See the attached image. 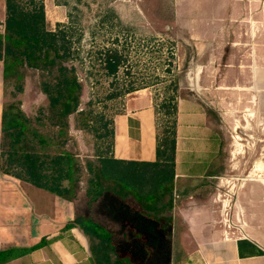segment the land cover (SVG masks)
Masks as SVG:
<instances>
[{
  "label": "rangeland",
  "instance_id": "1",
  "mask_svg": "<svg viewBox=\"0 0 264 264\" xmlns=\"http://www.w3.org/2000/svg\"><path fill=\"white\" fill-rule=\"evenodd\" d=\"M19 1L22 6L31 7V0ZM34 1L44 6L46 29L54 32L57 25H60L59 30L65 32V42L70 48L68 64L76 67L77 75L83 84L79 111H92L94 116L102 115L112 121L116 115L123 113L127 100L134 96L148 98L153 108L170 97H175L177 101L180 98H189L191 93L186 78L196 62L205 63L213 54L209 45L216 42L217 46L223 47L222 44L233 42L239 32L241 44L249 46L252 41L249 38L251 27L254 29L256 24H260L246 23L245 17L241 19V24H237L229 21L226 11H222L227 8L231 11L239 10L238 3H241V8L249 6L248 0ZM256 1L257 7H264V0ZM214 19L218 20L213 21ZM263 29L262 26L255 28L257 33ZM113 48H117L126 58L128 74L125 69H121L115 78H105L95 62L96 53ZM197 51L200 53L198 56ZM231 59L237 62L238 57ZM245 62L248 63L247 60ZM22 73L23 91L15 93L14 84L7 82L3 104L19 102L22 112L32 121L44 118L39 124L34 122V127L43 134L53 135L57 128L52 127L46 120L48 101L40 90V83L47 78L46 73L27 68H24ZM225 82L231 84L230 80H224L223 83ZM130 84L133 87L146 88L117 99L106 100L109 94L118 93ZM241 84H245L243 80ZM220 85L219 82L215 88ZM255 90L257 89H252V93L247 91L246 97H241L243 92L240 90L229 94L214 92L209 100L214 107L210 113L215 131L221 139L225 138V142L221 144L217 155L215 176L207 187H241L240 194L237 190H232L229 194L223 189L221 196L226 198L230 195V209L233 214L236 211L234 204L240 196L241 226L246 229H251L252 224L245 223L243 219L249 218L251 221L253 213L264 209V92L257 91L258 93L254 94ZM89 101L92 105L87 107ZM155 119L159 127L158 132L166 131L169 118L164 112L155 116ZM68 122L69 138L65 145L67 152L84 162L92 161L96 155L107 151L111 140L105 133L109 128L97 132L83 130L79 127L76 115L70 116ZM92 122L89 121V125L99 129L100 122ZM234 139L237 143H233ZM86 177L87 175L82 177L79 183L83 184ZM118 211L120 214L117 222L108 227L117 250L109 251L112 264H115V261L123 264L173 262L175 257L169 255V251L175 245L179 247L177 242L174 239L166 242L155 232L156 225L141 220L144 210L139 204L129 200L127 205ZM125 212L133 218L136 231L144 234L148 245L153 248L154 254L150 263L145 259L142 250L143 240H135L129 226L121 222L125 219L121 214ZM171 216L173 217V209ZM180 228L184 230L185 224ZM169 232L170 235L174 233L172 225ZM125 234L130 238L126 239ZM125 253H130V256Z\"/></svg>",
  "mask_w": 264,
  "mask_h": 264
},
{
  "label": "crops",
  "instance_id": "2",
  "mask_svg": "<svg viewBox=\"0 0 264 264\" xmlns=\"http://www.w3.org/2000/svg\"><path fill=\"white\" fill-rule=\"evenodd\" d=\"M248 2L250 5L242 8L238 3L239 10L227 8L222 11H226L229 21L241 24L245 17L244 22L260 23L255 28H264V7H257L256 0ZM5 9V0H0L1 34ZM255 28L251 27L249 46L241 44L239 32L233 42L224 43L223 47L217 46L216 42L209 45L213 54L205 63L196 62L186 78L191 96L177 101L173 190L158 205L170 204L171 209L157 215H148L144 211L141 215V220L156 225L155 232L159 237L168 243L171 239L177 242L179 247L175 245L169 251V255L175 257L170 264H264V209L253 213L251 221L243 219L252 224L251 229H246L241 226L240 196L234 204V214L230 209V195L221 196L223 189L229 194L232 190L240 194L241 187H207L215 176L217 155L225 142V138L221 139L215 131L210 113L214 107L209 100L219 91L229 94L240 90L243 92L241 97H246L247 91L252 93V89H257L254 94L264 92V29L257 33ZM232 57H238L237 62ZM224 80H230L231 84L223 83ZM219 82L221 85L215 88ZM3 100V65L0 62V143ZM113 132L109 156L114 160L137 164L156 162V119L148 98L139 95L128 99L123 113L113 118ZM233 143H237L235 139ZM94 158L92 162L98 159L97 156ZM83 184L79 183L75 198L67 201L0 172V251H25L5 264H94L87 237L78 228L66 230V225L79 217L103 227L111 235L117 252L108 227L117 222L118 210L133 199H121L106 192L88 204L85 182ZM186 185L189 187H182ZM121 215L125 218L121 222L129 226L134 239L143 240L142 250L150 263L154 253L147 238L136 231L133 218L127 212ZM182 224H185L184 230L180 228ZM171 225L174 233L170 235ZM125 238L130 237L125 234ZM125 254L130 256V253Z\"/></svg>",
  "mask_w": 264,
  "mask_h": 264
},
{
  "label": "trees",
  "instance_id": "3",
  "mask_svg": "<svg viewBox=\"0 0 264 264\" xmlns=\"http://www.w3.org/2000/svg\"><path fill=\"white\" fill-rule=\"evenodd\" d=\"M31 7H24L19 0H5L6 15L3 33H0V62L3 65L4 89L7 82L14 84V92L23 91L24 68L46 73L40 90L48 101L47 121L57 128L53 135H46L33 126L41 119L31 120L22 112L18 103L3 104L1 115L0 172L43 189L59 198L71 201L75 198L78 184L85 179V194L88 204L109 192L125 199L132 198L146 214L170 210L171 205L158 207L163 199L172 194L174 155L176 144L177 99L167 98L154 107L155 116L164 112L169 118V127L159 133L156 120V162L127 163L114 160L109 154L113 147V121L92 111H79L83 84L76 67L68 62L70 48L65 42V32L46 29L42 3L31 0ZM96 64L105 78H115L126 67V58L117 48L103 49L96 53ZM42 77H44L42 75ZM146 87L129 85L118 93L109 94L106 100L117 99ZM87 107L92 105L89 101ZM40 113V112H39ZM76 115L83 130L107 129L110 138L106 152L97 156V161H80L65 150L69 138L70 116ZM100 122L99 129L89 121ZM165 227V226H164ZM78 228L89 240V250L94 264H112L110 252H114L111 235L100 225L86 218H76L66 225V230ZM17 249L0 251V264H5L23 255ZM115 264H123L115 261Z\"/></svg>",
  "mask_w": 264,
  "mask_h": 264
}]
</instances>
